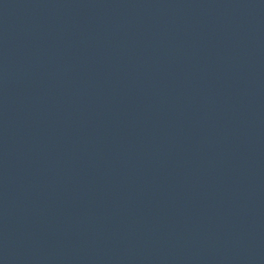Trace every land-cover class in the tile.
I'll use <instances>...</instances> for the list:
<instances>
[{
  "label": "water",
  "instance_id": "obj_1",
  "mask_svg": "<svg viewBox=\"0 0 264 264\" xmlns=\"http://www.w3.org/2000/svg\"><path fill=\"white\" fill-rule=\"evenodd\" d=\"M0 264H264V0H0Z\"/></svg>",
  "mask_w": 264,
  "mask_h": 264
}]
</instances>
